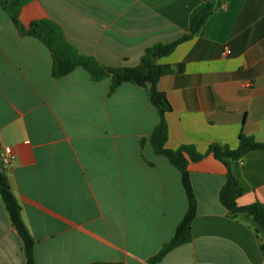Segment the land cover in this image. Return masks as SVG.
<instances>
[{
    "label": "crops",
    "instance_id": "crops-1",
    "mask_svg": "<svg viewBox=\"0 0 264 264\" xmlns=\"http://www.w3.org/2000/svg\"><path fill=\"white\" fill-rule=\"evenodd\" d=\"M203 2L215 10L202 29L158 59L174 68L158 81L171 104L165 146L205 156L188 163L192 239L155 264H264L263 230L223 205L228 167L208 152L211 144L237 148L242 133L264 142V0H27L19 18L26 27L52 20L80 53L133 67L147 48L189 33ZM111 83L83 67L55 77L49 47L21 34L0 6V151L15 156L2 166L36 264H153L187 212L180 170L150 141L160 114L149 88L124 82L111 92ZM231 168L243 187L238 204H264V150ZM0 264H27L1 195Z\"/></svg>",
    "mask_w": 264,
    "mask_h": 264
},
{
    "label": "trees",
    "instance_id": "trees-1",
    "mask_svg": "<svg viewBox=\"0 0 264 264\" xmlns=\"http://www.w3.org/2000/svg\"><path fill=\"white\" fill-rule=\"evenodd\" d=\"M27 0H0V6L9 11L17 29L23 35H30L40 39L52 52L53 74L62 77L77 67L85 68L92 79L99 81L110 76L112 83L110 91H115L122 83L131 82L149 88L150 100L160 114L159 124L150 136V141L156 153L165 156L171 164L177 167L182 176V182L186 191L188 208L187 212L176 228L174 237L166 242L160 251L149 259L155 264L163 259L175 247L187 243L192 239V222L197 215V196L193 187L190 172L188 170L189 157L192 160H200L205 154L198 152L193 146L182 145L177 149L165 146L168 138V124L166 112L171 109V104L165 92L158 88L161 76L174 70L173 66L160 64L158 59L170 54L179 43L195 36L207 22L215 10L214 2H203L195 7L189 17V33L171 43H158L146 49L141 62L137 66L112 67L101 63L95 57L82 54L66 38L63 28L49 19L35 20L29 27L24 26L19 18L20 8ZM180 67V66H179ZM264 150V142H259L252 135L242 133L237 148L228 145L211 144L208 152H212L216 158L222 160L228 167L227 179L220 190V200L233 213H247L260 225L264 234V204L254 201L247 205H239L237 198L243 193V187L234 175L231 162L241 159L251 150ZM0 195L9 211L13 225L21 235L27 257V264L35 262V240L29 232L21 213L19 204L9 181V177L0 163ZM264 251V235L261 242ZM90 264H124L123 262L96 261Z\"/></svg>",
    "mask_w": 264,
    "mask_h": 264
},
{
    "label": "built area",
    "instance_id": "built-area-1",
    "mask_svg": "<svg viewBox=\"0 0 264 264\" xmlns=\"http://www.w3.org/2000/svg\"><path fill=\"white\" fill-rule=\"evenodd\" d=\"M229 52L230 51L227 50V53H229ZM3 151H0V163L2 165H3V162L9 163L11 160H13L15 158L10 147H5Z\"/></svg>",
    "mask_w": 264,
    "mask_h": 264
}]
</instances>
